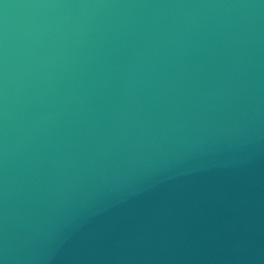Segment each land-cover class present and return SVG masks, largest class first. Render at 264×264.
<instances>
[{
  "label": "water",
  "instance_id": "obj_1",
  "mask_svg": "<svg viewBox=\"0 0 264 264\" xmlns=\"http://www.w3.org/2000/svg\"><path fill=\"white\" fill-rule=\"evenodd\" d=\"M0 264H264V0H0Z\"/></svg>",
  "mask_w": 264,
  "mask_h": 264
}]
</instances>
